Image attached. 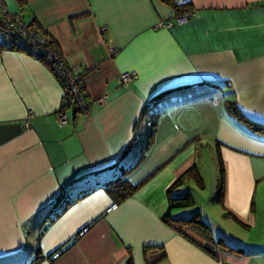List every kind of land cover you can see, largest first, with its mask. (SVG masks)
<instances>
[{"label":"crops","instance_id":"0c3cea01","mask_svg":"<svg viewBox=\"0 0 264 264\" xmlns=\"http://www.w3.org/2000/svg\"><path fill=\"white\" fill-rule=\"evenodd\" d=\"M174 1L189 3L188 20L177 23L160 0H10L11 9L0 0L26 23L35 18L75 73L84 72L89 103L59 126L63 91L50 69L0 48L1 264H32L38 250L34 264H125L129 256L134 264H264V204L254 200L264 195V151L222 145L220 153L223 214L253 235L249 241H226L207 217L212 240L161 220L167 189L195 164L171 104L227 94L243 119L264 125V0ZM124 71L137 73L126 88L118 78ZM235 114L240 137L264 146V134ZM118 164L134 167L130 183L145 181L109 209L114 201L103 185ZM60 195L71 204L48 222Z\"/></svg>","mask_w":264,"mask_h":264},{"label":"rangeland","instance_id":"374dc122","mask_svg":"<svg viewBox=\"0 0 264 264\" xmlns=\"http://www.w3.org/2000/svg\"><path fill=\"white\" fill-rule=\"evenodd\" d=\"M7 5L10 9L12 8L10 0H7ZM225 91L227 90L225 89ZM232 105L234 104L227 94L219 96L214 94L211 98L196 101L187 100L181 104L173 103L168 108L178 110L176 117L179 119L181 128L187 130L189 138L187 147L195 146L194 163L202 179V185H198L192 178L184 181L180 191H189L193 203L188 207L179 208L182 212L175 213L174 210L172 215L185 214L189 216L200 211L202 219L208 218L214 233H221L228 242L233 238L249 241L247 239L252 238L253 235L249 234L242 224L225 216L221 202L216 200L220 178L218 154L222 153V145L240 148L253 154L264 151L263 145L247 142L240 137L242 128L239 126L237 118L233 116L235 112ZM146 129V127L142 129L144 136H146ZM252 159L257 169L261 163L260 158L255 155L252 156ZM259 182H261L259 186L261 190L264 188V180ZM254 200L255 205H259L260 202L264 204V195L261 194V191Z\"/></svg>","mask_w":264,"mask_h":264},{"label":"trees","instance_id":"16d2710c","mask_svg":"<svg viewBox=\"0 0 264 264\" xmlns=\"http://www.w3.org/2000/svg\"><path fill=\"white\" fill-rule=\"evenodd\" d=\"M23 1L24 0H18V2H23ZM160 1L171 6L174 10L175 16L180 15L182 13L190 12L193 10L191 8V6L189 5V3L177 4L174 0H160ZM27 25L29 27H31L32 29H34L38 34H40L42 37H44L47 40L46 46H47L48 50L53 52L54 56L50 55L48 53L49 51L45 50V49L41 50L39 53H34L33 49H31L29 47V44H31L32 41L27 37H17V38L8 39V40L0 38V48H8V49H15L18 51H24V52L36 57L38 60L43 62L50 69V71L53 73V75L56 77V79L58 80V82L61 85L62 84V78L58 74V71L61 68V66L59 65V62L62 63V68L66 69V70H70L71 67L65 61V58L63 57L62 52H61L59 46L57 45L56 41L48 33H46L43 30V28L41 27V25L38 23V21L35 18L32 19L29 23H27ZM83 74H84V72H79V73H77V76L79 77L80 94L86 100V95L84 94V85L82 83V75ZM232 109L235 113H237L238 115H240V117H242V115L239 113L238 109L235 106ZM242 119H243V117H242ZM243 120L246 124H248L252 128V130H254V132H257L259 134H264V125H260L258 123L251 122L247 119H243ZM153 130L154 129H152L151 132L149 133L150 141H151V138H152L153 133H154ZM150 141H147L144 149L147 147V145L150 144ZM218 162H219V166H220V176H219L220 178L218 181L219 186H218V194H217L216 200L220 201V199L223 196L224 187H225V180H224L225 170H224V166H223V162H222V158H221L220 154H218ZM118 166H119V164L116 165V167H118ZM133 168H134L133 166H119V168H118L119 172H118L117 176L104 183L103 186L106 189V191L110 194V196L112 197L114 204L120 203L123 200H125L127 197L131 196L141 186V184L145 181V179H144L143 181L136 183V184L129 182L127 175L130 172V170ZM188 178H192L196 181V183L198 185H202V179L199 176L198 169H197L196 165L193 164L182 175H180L172 183V185H170V187L167 189L166 194L168 197L169 210L162 217L161 220L164 223L171 225V226H174L176 228L178 226L177 229H179V230H181L180 227H182V226H189V227L193 228L199 235L203 236L204 238H206L208 240H212L210 228H209L208 224L201 218L198 211L192 213L189 216H187L185 214L173 216L170 213L171 209L185 208V207L190 206L193 203V200H192V197H191L189 191L188 192L185 191V192H181V193H177V194L173 193V190L176 187L182 185L184 183V181ZM70 204H71V202L67 201L65 196L60 195L55 200V202L52 205V208L50 209V211L48 213V218H49L48 222H52L53 219L55 217H57L63 210H65ZM225 214H230L233 218L236 219V217L234 215H232V213L227 212ZM96 220H97V218L94 219L90 224H92ZM90 224H88L87 227H89ZM87 227H85V228H87ZM218 242H220L221 244H225V243H223L222 239H220V238L218 239ZM147 248L148 247H145L144 249L146 250ZM236 250L241 251L240 248H236ZM39 254H40V252L38 250V252L34 258V262L32 264L36 263L39 260V258H40ZM125 264H134V262L130 256L128 257Z\"/></svg>","mask_w":264,"mask_h":264},{"label":"built area","instance_id":"2783aa9c","mask_svg":"<svg viewBox=\"0 0 264 264\" xmlns=\"http://www.w3.org/2000/svg\"><path fill=\"white\" fill-rule=\"evenodd\" d=\"M193 10L190 12L182 13L175 16V21L177 23L184 22L188 20L192 14ZM172 21L160 22L158 26H171ZM17 37H27L32 42L29 47L33 49L34 53H39L41 50H48L47 40L38 34L34 29L29 27L27 23L17 14L8 13L4 6H0V38L2 39H13ZM49 54L54 56L53 52L48 50ZM61 66L58 74L62 78V91L63 99L60 108L56 112V122L59 126H62L68 121V111L75 108L76 111L85 113L89 108V103L81 96L79 91V77L75 73L74 68L71 67L70 70L62 68V63L59 62ZM137 73L135 71H124L118 76L120 85L122 87H128L129 83L135 80ZM116 205L112 204L111 208ZM86 228L82 229L78 235H81ZM60 254V251H56L51 255V259L56 258Z\"/></svg>","mask_w":264,"mask_h":264},{"label":"water","instance_id":"95a60500","mask_svg":"<svg viewBox=\"0 0 264 264\" xmlns=\"http://www.w3.org/2000/svg\"><path fill=\"white\" fill-rule=\"evenodd\" d=\"M71 110H72V115H74L75 112H76V109L75 108H72Z\"/></svg>","mask_w":264,"mask_h":264}]
</instances>
